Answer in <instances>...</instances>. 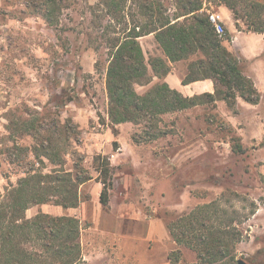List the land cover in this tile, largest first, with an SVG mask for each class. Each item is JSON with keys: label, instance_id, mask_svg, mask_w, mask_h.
I'll list each match as a JSON object with an SVG mask.
<instances>
[{"label": "rangeland", "instance_id": "374dc122", "mask_svg": "<svg viewBox=\"0 0 264 264\" xmlns=\"http://www.w3.org/2000/svg\"><path fill=\"white\" fill-rule=\"evenodd\" d=\"M46 3L0 0V201L27 174L62 169L36 156L44 152L40 137L52 135L50 152L59 154L63 169L84 181L77 189L79 201L63 210L56 204L61 197H53L32 205L26 217L58 210L77 218L83 264H170L169 255L176 251L181 252L179 264H197L195 253L174 241L168 225L206 204L218 216L226 212L219 219H234L237 259L262 264L264 92L256 105L240 99L231 109L218 100L153 122L122 123L115 138L106 126L107 38L133 26L135 0L123 4L120 24L100 0H60L52 10ZM164 4L172 15L173 1ZM206 4L216 11L220 2ZM236 9L233 31L255 33L249 25H264V0H237ZM224 26L227 35L221 40L230 49L233 35ZM140 43L148 58L164 54L154 37ZM239 44L257 46L247 36ZM230 50L241 60L243 73L263 71L260 62L257 69L252 62L264 61V51L250 62ZM85 106L95 110L96 119H87ZM27 119L38 120V136L25 133ZM66 128L68 139L54 133ZM238 144L241 152L235 149ZM98 154L108 156L114 168L107 206L100 202L102 185L94 166Z\"/></svg>", "mask_w": 264, "mask_h": 264}, {"label": "trees", "instance_id": "16d2710c", "mask_svg": "<svg viewBox=\"0 0 264 264\" xmlns=\"http://www.w3.org/2000/svg\"><path fill=\"white\" fill-rule=\"evenodd\" d=\"M58 1L60 0H47L46 5L52 10ZM171 1L175 8L172 15L168 14L165 0H135L137 15L132 16L133 26L107 38L109 59L106 88L109 125L115 137L119 134L117 126L122 123L153 122L160 115L218 100L225 101L232 109L238 96L251 105L258 104L260 100L253 80L243 73L241 60L223 45L209 22L204 7L206 0ZM218 1L237 16V0ZM100 2L119 24L125 19L122 6L126 0ZM137 17H142L144 21ZM249 30L262 34L264 25H257L255 28L249 25ZM149 35H154L166 60L162 57L147 59L140 39ZM226 41L231 42L230 35L226 37ZM193 57L196 59L190 62L189 72L183 83L212 79L216 85L215 94L207 93L189 98L171 89L165 82L156 83L142 95L137 92L136 85L151 83V71L153 77L162 80L170 72L167 61L174 63ZM37 122L38 120H24L25 133L32 137L38 136L40 130ZM65 125L60 124L59 127L65 128ZM67 128L65 131L56 129L54 133L57 135L60 132V135L68 139ZM40 138V147L44 152L41 156H36L47 159L62 169L50 174L33 171L17 185H11L7 189V200L0 201V264H83L81 225L77 218L44 212H39L33 218L26 217V211L32 205L49 203L53 201V197H61L56 204L64 209L77 207V189L84 182L77 175L73 176L63 169L64 162L59 154L50 152L52 135ZM117 146L118 142L114 140V150ZM235 149L241 152L242 146L238 144ZM94 166L99 174L98 182L102 184L100 202L107 206L113 186L114 168L110 158L102 154L94 157ZM49 192L52 195L48 196ZM221 214L226 212L222 211L218 216L211 204H206L189 214L181 215L168 225L174 241L195 253L197 264H237L235 244L239 238L233 226L235 222L234 219L230 222L219 219ZM259 254L263 255L264 249ZM169 259L170 264H179L181 252H172Z\"/></svg>", "mask_w": 264, "mask_h": 264}, {"label": "crops", "instance_id": "0c3cea01", "mask_svg": "<svg viewBox=\"0 0 264 264\" xmlns=\"http://www.w3.org/2000/svg\"><path fill=\"white\" fill-rule=\"evenodd\" d=\"M204 7H205V10L211 11L207 7L206 3L204 5ZM214 12L220 16V19L223 21V23L230 30V33L233 35L232 36L233 41H232V45H231L230 49L234 50L235 53H237L239 56L243 57L244 60H247L250 62H252V60L255 59L257 55L262 54V52L264 51V34L245 33L243 31H237V30L233 31L232 30L233 25H234L233 12L223 3H220V5L217 7V10ZM242 36L249 37L251 40H253L256 43L257 46L240 45L239 42H240V38ZM150 37H154V35H149V36L143 37V38H141V40L150 39ZM159 55L166 60V57L164 54L159 52ZM147 58H148V56H147ZM192 59L193 58L188 59V60H182V61L174 62V63H170L169 61H167L169 66H170V72L162 80L158 79L157 77H153L152 83L156 84L158 82H165L169 85V87L171 89L176 90L179 93H181L183 96L189 97V98H192L194 96H200V95L207 94V93L215 94L216 85L212 79H200V80L188 83V84L183 83V80L186 78V76L189 72L188 71L189 61H192ZM259 62L262 65V70H263L262 72L256 71L253 74L244 73V75L253 80L255 88L257 89L258 93L260 94L261 92H264V61L256 60L255 62H252V65H254V68L257 69ZM151 84L140 85V86H138V89H136V90L139 94L142 95L149 89ZM240 99H242V98L238 96L236 99L237 100L236 104L237 103L240 104ZM222 103H226V102L222 101L221 105H223ZM244 103H246V102L244 101ZM246 104H248V103H246ZM249 105H251V104H249ZM85 111H86V113L89 114V116H87L88 120L92 119V118L96 119V115H95L96 112H95V110H92V108H90V106H88V107L85 106ZM107 121L108 122H107L106 126H107V128H109L110 122H109V120H107ZM118 126H117V128H118ZM98 183H99V185H102L100 182H98ZM62 209L66 210L63 207H62ZM68 209H70V208H68ZM52 212L57 213L58 210H52ZM52 212L49 211L46 213L53 215L54 213H52ZM61 215H67V214H64V213L58 214L57 213L54 216H61Z\"/></svg>", "mask_w": 264, "mask_h": 264}, {"label": "built area", "instance_id": "2783aa9c", "mask_svg": "<svg viewBox=\"0 0 264 264\" xmlns=\"http://www.w3.org/2000/svg\"><path fill=\"white\" fill-rule=\"evenodd\" d=\"M208 20L211 25L214 27L216 34L220 39L224 38L227 35L223 21L220 19V16L214 11H207Z\"/></svg>", "mask_w": 264, "mask_h": 264}, {"label": "water", "instance_id": "95a60500", "mask_svg": "<svg viewBox=\"0 0 264 264\" xmlns=\"http://www.w3.org/2000/svg\"><path fill=\"white\" fill-rule=\"evenodd\" d=\"M237 264H248V263L243 259H238Z\"/></svg>", "mask_w": 264, "mask_h": 264}]
</instances>
